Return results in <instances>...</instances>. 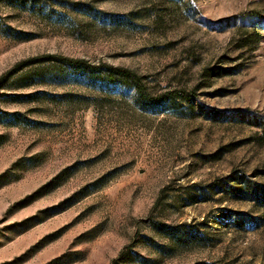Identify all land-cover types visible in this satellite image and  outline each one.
Wrapping results in <instances>:
<instances>
[{
	"label": "rangeland",
	"instance_id": "obj_1",
	"mask_svg": "<svg viewBox=\"0 0 264 264\" xmlns=\"http://www.w3.org/2000/svg\"><path fill=\"white\" fill-rule=\"evenodd\" d=\"M263 124L264 0H0V264H264Z\"/></svg>",
	"mask_w": 264,
	"mask_h": 264
},
{
	"label": "trees",
	"instance_id": "obj_2",
	"mask_svg": "<svg viewBox=\"0 0 264 264\" xmlns=\"http://www.w3.org/2000/svg\"><path fill=\"white\" fill-rule=\"evenodd\" d=\"M54 58H57L55 56H47V60H52ZM62 60V59H61ZM65 62L68 64H74L77 65L80 68H84L87 70H90L91 72L94 73H99L102 77L103 76H108L109 79H117L123 82L124 84L131 85L134 87L137 92L144 98V99H149L147 96V92L145 89V83L143 82V77L137 74L136 72L128 69V68H123V67H118L114 65H107V64H92L88 60L85 59H67L63 58ZM164 97L170 98L171 100H176L178 98H182L185 100H189L190 94H188L186 91H167L164 94ZM242 115L248 114L247 111H241ZM264 127V124L261 125ZM260 189H262L261 185H259ZM263 190H259V193H261Z\"/></svg>",
	"mask_w": 264,
	"mask_h": 264
}]
</instances>
